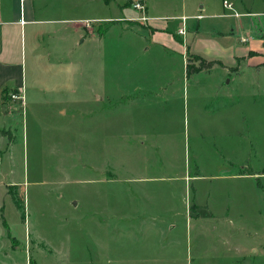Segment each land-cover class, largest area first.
Returning a JSON list of instances; mask_svg holds the SVG:
<instances>
[{
  "label": "rangeland",
  "instance_id": "1",
  "mask_svg": "<svg viewBox=\"0 0 264 264\" xmlns=\"http://www.w3.org/2000/svg\"><path fill=\"white\" fill-rule=\"evenodd\" d=\"M106 13L120 14L116 6ZM137 13L121 22L145 32ZM258 20L264 28V14ZM232 21L206 18L205 38ZM113 28L102 91L86 40L55 56L73 59L76 101L63 88L48 95L30 84L24 100L4 94L0 264H245L240 246L264 238V193L238 172L246 161L264 189V48L244 55L241 37L228 36L241 54L232 76L187 53L189 66L204 70L186 84L178 68L155 66L156 53L121 59ZM62 70L60 86L70 79ZM170 70L181 77L172 97L153 84Z\"/></svg>",
  "mask_w": 264,
  "mask_h": 264
},
{
  "label": "crops",
  "instance_id": "2",
  "mask_svg": "<svg viewBox=\"0 0 264 264\" xmlns=\"http://www.w3.org/2000/svg\"><path fill=\"white\" fill-rule=\"evenodd\" d=\"M142 1L145 6V12L142 15L147 17L146 28L142 27L145 32L137 31L134 25L126 26L123 25L124 22H121L125 17H131L134 12L137 13L131 8V1L127 0H25L23 2L0 0V112L4 94L9 95L14 91L24 100L23 94L28 84L32 88L41 86L42 91H46L48 95L58 93L63 88L76 101L75 87L71 89L70 78L75 73L73 59H71L72 63L68 58L66 62H61L59 57L55 56L58 55L57 51L65 50L64 47L72 45L73 49L74 45H83L86 40L91 42L90 44L96 52L94 55L97 65L95 75L98 84L96 88L102 91L104 87L102 75L106 66V34L114 29L113 27L117 28L114 46L118 48V52L124 51L121 59L128 57L132 59L148 52L156 53L162 59L156 61L155 66L161 68L163 64L164 71L165 68L173 70L178 68V74L182 79L184 76L186 77V84L189 79L187 53H193L206 61H218V64L212 66L223 68L225 75H231L229 70H233L231 67H234L235 59L239 58L241 54H235L236 45L229 44L232 41L229 37L236 35L241 37L240 42L246 45L243 47L244 49H241L243 54L244 52L248 54L252 51H262L264 48V28H262L260 20L253 23V17L258 18L264 14V0H227L232 4V10L223 6V0ZM115 6L120 14L118 13L116 16H112L110 13L99 14L104 8L111 10ZM130 9L134 12L130 13L128 11ZM87 11H94L96 14L86 15V17L80 15ZM70 12L75 15H67ZM235 12L238 15H233ZM140 17H136L135 20H141ZM182 17H186V32L183 35L178 32L182 25ZM221 17L233 19V21L229 22L228 27L224 29L212 26L213 34L205 38L207 29H204L205 25L202 21L206 18L218 20ZM105 22L108 23L106 26L103 25ZM243 33L247 37L243 36ZM187 38L189 39L188 43H186ZM241 39L246 41H241ZM225 45L228 46L225 47ZM70 52L72 53V51ZM85 55L91 58L90 52ZM120 64L124 65L122 62ZM260 64L263 65L264 60ZM61 69H63V75L70 78L65 82L68 84L63 86L56 83L59 78L57 72ZM173 70L159 75L165 78L162 82H153V84H157L155 86L157 89L167 86V89L171 90L168 91L170 97L180 92L176 82L181 77L176 78L173 75ZM42 71L45 74H40ZM127 72L129 71L127 70ZM200 72L202 71L195 72V74ZM142 73L146 74V71L142 70ZM231 78L229 77L227 80L228 83ZM140 84L148 86L151 83L143 81ZM134 87L137 86L134 85ZM248 164L243 161L238 172L256 179L259 178L256 170H245V166ZM186 180L185 188L187 190L191 180L189 178ZM243 207L241 206V208ZM227 209L229 212L231 211L230 206ZM241 215L244 216V212H241ZM3 218L5 220V217H2V220ZM261 239L260 243L258 241L250 242L240 246L237 257L244 259L245 264H264V238Z\"/></svg>",
  "mask_w": 264,
  "mask_h": 264
},
{
  "label": "built area",
  "instance_id": "3",
  "mask_svg": "<svg viewBox=\"0 0 264 264\" xmlns=\"http://www.w3.org/2000/svg\"><path fill=\"white\" fill-rule=\"evenodd\" d=\"M21 2L25 1V0H20ZM130 5H131V8L136 11V12H139L141 14H144L145 12V6H144V3L142 0H130ZM223 6L225 8H227L228 10H232V4L230 2H228L227 0H223ZM233 15H238V13H234ZM139 19H141L142 21H146L147 17L146 16H141ZM185 19L186 17H182L181 18V21H182V25L179 27L178 29V32L180 34H185L186 30H185ZM86 22H89V21H86ZM88 24V23H86ZM10 97L13 99H22V97L20 95H18L17 93L13 92V93H9Z\"/></svg>",
  "mask_w": 264,
  "mask_h": 264
},
{
  "label": "trees",
  "instance_id": "4",
  "mask_svg": "<svg viewBox=\"0 0 264 264\" xmlns=\"http://www.w3.org/2000/svg\"><path fill=\"white\" fill-rule=\"evenodd\" d=\"M197 59H199V60H201V61H203V62L206 61L205 59H202V58H200V57H198ZM207 62L210 63V66H212V65H214V64H218V61H207ZM263 66H264V64H263ZM203 70H204V68H199V67H195V66H192V68H191V67L189 66V64L187 65V75H188V76L192 75V73L199 72V71H203ZM256 182H257L258 186L262 189V191H263V193H264V189H263V187H262V185H261V182H260L259 178L256 179ZM23 217H24V216H23ZM3 224H4V228H5V230H7V235H8V237H9L10 239H12V237H11V235H10V230L8 229V225H7V223H6V221H5L4 219H3ZM29 264H32V260H30Z\"/></svg>",
  "mask_w": 264,
  "mask_h": 264
}]
</instances>
